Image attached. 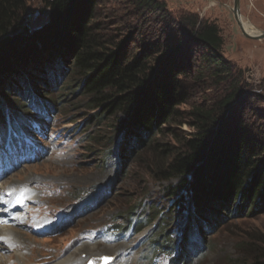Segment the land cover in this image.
Returning a JSON list of instances; mask_svg holds the SVG:
<instances>
[{
	"label": "rangeland",
	"instance_id": "rangeland-1",
	"mask_svg": "<svg viewBox=\"0 0 264 264\" xmlns=\"http://www.w3.org/2000/svg\"><path fill=\"white\" fill-rule=\"evenodd\" d=\"M158 1L165 2L170 19L142 20L133 16L132 6L124 0H101L100 14L108 24L106 29L123 40L125 53L151 49L158 40L171 43L161 55L169 51V55L190 53L187 72L179 77L187 103L178 107L174 124L161 126L154 144L150 140L131 144L134 156L124 157L129 160L121 161L114 152V119H99L90 109L86 94L76 93L77 87L72 89L68 81L56 85L55 91L47 86L38 89L41 92L36 95L51 103L50 107L44 105L46 109L39 116L30 107L31 99L21 94L22 87L10 98H3V102L26 107L20 120H12L19 126L16 130H21L18 143L0 140V162L18 165L0 182V192L17 193L21 189L30 191L34 198L30 209L23 213L31 225L0 226L1 231L14 228L7 236L12 247L5 249L0 243L3 264H77L72 258L79 264H101L102 259H114L107 264H169L167 257L146 260L149 236H153L166 212L178 210L179 201L186 209V216L176 214L183 218L181 228L190 230L199 208L193 211L189 207L184 189L178 190L175 197L167 195L165 188L176 186L178 181L156 179L155 165L160 159L156 148L173 149L176 137L187 138L195 132L193 109L214 112L224 98L234 94L232 113L241 119L248 136L264 145V39L244 36L232 12L234 0ZM189 15L219 28L223 39L220 56L229 68L221 77L205 64L206 50L190 31L181 28V20ZM241 15L243 21L264 32V0H241ZM22 17L23 27L34 30L42 26L48 20L44 0H26ZM67 78L68 74L63 79ZM139 203L133 222L152 216L155 209L160 211L158 216L156 213L139 233L132 234L131 229L128 234L119 232L116 226L125 223L120 217ZM205 205L201 206L206 209ZM207 208L212 213L220 210ZM233 212L227 219L222 217L219 226L200 227L203 234L198 232L197 236L203 235L204 241L189 264L251 263L254 251L263 246L264 206L243 215L231 216Z\"/></svg>",
	"mask_w": 264,
	"mask_h": 264
},
{
	"label": "trees",
	"instance_id": "trees-1",
	"mask_svg": "<svg viewBox=\"0 0 264 264\" xmlns=\"http://www.w3.org/2000/svg\"><path fill=\"white\" fill-rule=\"evenodd\" d=\"M124 1L139 19H170L165 2ZM44 3L48 20L30 30L23 27L26 0H0V133H5L10 119L22 116L26 107L16 106L13 101L3 102L4 97L10 98L22 87L21 94L31 99L30 107L37 113L43 105L51 106L49 100L36 95L41 92L38 89L47 86L55 91L56 85L68 81L72 89L77 87L76 93L86 94L90 109L99 119H114L111 141L121 161L134 156L131 144L149 140L154 144L161 126L174 124L178 107L187 103L179 77L187 72L190 53L169 55V51L161 55L163 48L171 44L161 40L151 49L125 53L123 40L106 29L108 24L100 14L101 0ZM180 25L206 50L205 64L220 73L217 76L229 70L220 56L223 39L216 25L202 23L193 15L184 16ZM67 74L68 80H64ZM235 97L224 98L214 112L193 109L195 132L187 138L176 137L177 146L173 149L156 148L160 156L155 165L156 179L178 181L176 186L165 188L167 195L175 197L178 190L184 189L189 207L199 210L189 224L190 230L181 228L183 218L176 215L186 212L182 201L176 204L178 210L166 212L153 236H149L147 261L167 257L169 264H189L204 241L203 235L197 238L198 232L203 234L200 227L219 226L221 218H229L232 211L231 216L243 215L264 206V145L251 139L241 119L232 113ZM204 204L206 209L201 206ZM209 206L220 210L212 213ZM140 207V203L136 204L133 211L120 217L125 223L116 227L131 228ZM159 212L155 209L152 216L138 219L133 228L136 233ZM262 244L254 251L250 264H264V239Z\"/></svg>",
	"mask_w": 264,
	"mask_h": 264
},
{
	"label": "water",
	"instance_id": "water-1",
	"mask_svg": "<svg viewBox=\"0 0 264 264\" xmlns=\"http://www.w3.org/2000/svg\"><path fill=\"white\" fill-rule=\"evenodd\" d=\"M232 12L234 14L235 20L238 24V26L240 27L242 33L244 34V36H246L247 38H253V39H257V40H262L264 39V32H261L258 35H252L249 34L245 28H244V23H243V18L241 15V0H234V6L232 9ZM88 264H92L91 262H89Z\"/></svg>",
	"mask_w": 264,
	"mask_h": 264
},
{
	"label": "bare ground",
	"instance_id": "bare-ground-1",
	"mask_svg": "<svg viewBox=\"0 0 264 264\" xmlns=\"http://www.w3.org/2000/svg\"><path fill=\"white\" fill-rule=\"evenodd\" d=\"M242 20H243V19H242ZM243 23H244V28H245V30H246L249 34H252V35H258V34L261 33V31L257 30V28H255V27H254L253 25H251L249 22L243 21ZM168 209H169V208H168ZM182 214H184V212H183ZM185 214H186V213H185ZM8 229H9V230H7V231H1V230H0V237H3V238H6V239H7L8 234H9V233L11 234L14 228H8ZM8 231H9V233H8ZM174 234H175V233H174ZM177 237H178V235H177ZM197 237H198V236H197ZM194 241H195V240H194ZM192 243H193V242H192ZM196 243H197V242H196ZM18 256H19V258H20V255H18ZM72 259H73L77 264H79L78 261H77L75 258H72ZM113 260H114V259H110L108 263H112ZM69 262H70V261H69ZM103 262H106V260L102 259V260H101V264H102ZM0 264H3V257L1 258ZM15 264H23V261H19V262L15 263ZM59 264H60V263H59Z\"/></svg>",
	"mask_w": 264,
	"mask_h": 264
}]
</instances>
